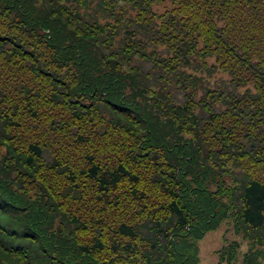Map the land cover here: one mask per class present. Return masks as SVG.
I'll use <instances>...</instances> for the list:
<instances>
[{"label": "trees", "instance_id": "obj_1", "mask_svg": "<svg viewBox=\"0 0 264 264\" xmlns=\"http://www.w3.org/2000/svg\"><path fill=\"white\" fill-rule=\"evenodd\" d=\"M228 224L264 264V0H0V264H232Z\"/></svg>", "mask_w": 264, "mask_h": 264}, {"label": "rangeland", "instance_id": "obj_2", "mask_svg": "<svg viewBox=\"0 0 264 264\" xmlns=\"http://www.w3.org/2000/svg\"><path fill=\"white\" fill-rule=\"evenodd\" d=\"M229 230L227 235L231 237H236L240 240V244L237 250V259L232 262V264H243L242 257L244 250L247 249L248 243L247 240L244 239L241 234H234L230 229L231 225L228 224ZM211 233V232H210ZM207 233L201 240H200V262L198 264H224L218 263V251L219 249V235L216 236L213 234ZM262 247V246H260Z\"/></svg>", "mask_w": 264, "mask_h": 264}]
</instances>
